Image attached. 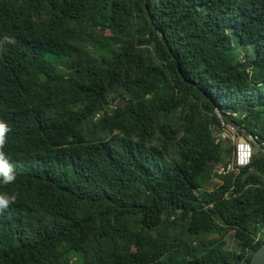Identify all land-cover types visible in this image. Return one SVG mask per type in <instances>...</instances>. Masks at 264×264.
<instances>
[{"label": "trees", "instance_id": "1", "mask_svg": "<svg viewBox=\"0 0 264 264\" xmlns=\"http://www.w3.org/2000/svg\"><path fill=\"white\" fill-rule=\"evenodd\" d=\"M217 114L264 151V0H0V152L35 167L0 264H249L264 157L219 175Z\"/></svg>", "mask_w": 264, "mask_h": 264}, {"label": "built area", "instance_id": "2", "mask_svg": "<svg viewBox=\"0 0 264 264\" xmlns=\"http://www.w3.org/2000/svg\"><path fill=\"white\" fill-rule=\"evenodd\" d=\"M235 113H226V116L236 117ZM213 135L216 141H224L230 139L233 143L234 150L231 161L221 165L217 168L216 172L225 176L230 173H237L238 169L247 167L252 159V143L251 138H244L239 135L234 126L226 124L220 119V127L213 130ZM237 137L235 138V136Z\"/></svg>", "mask_w": 264, "mask_h": 264}, {"label": "clouds", "instance_id": "3", "mask_svg": "<svg viewBox=\"0 0 264 264\" xmlns=\"http://www.w3.org/2000/svg\"><path fill=\"white\" fill-rule=\"evenodd\" d=\"M8 131L7 125L3 122H0V144H3L4 142V133ZM252 148H253V143H252ZM15 164H23L21 167H15V168H11V166L7 163V159L4 155L3 152H0V173L3 174V178L2 176L0 177L1 180H3L5 183H2V185L5 186L7 184H11L13 183L17 177L18 174H13L12 172H18V169H34L35 167H33V161L30 158H26L24 156H19L18 158H16L14 160ZM6 184V185H5ZM5 193H0V208L6 207L9 202H10V198L12 200H14V196H10V198L8 197H4Z\"/></svg>", "mask_w": 264, "mask_h": 264}, {"label": "rangeland", "instance_id": "4", "mask_svg": "<svg viewBox=\"0 0 264 264\" xmlns=\"http://www.w3.org/2000/svg\"><path fill=\"white\" fill-rule=\"evenodd\" d=\"M216 113H218V111L216 110ZM222 116V115H221ZM221 116H218V117H221ZM222 121H224L226 124H229V125H232V126H234V128H236V131L238 132V134L239 135H241V133H239V130H241L237 125H235L234 123H231V122H228L227 120H226V117H223L222 116ZM239 128V129H237V127ZM237 137V135L235 136V138ZM219 142H221V141H219ZM222 142H228L230 145H233V143L231 142V140L230 139H226V140H224V141H222ZM226 146H228V145H226ZM255 154V149L254 148H252V156ZM219 184V181L215 178V177H213V176H211L210 178H209V180L208 181H206L203 185H202V188L203 189H201V190H208V191H211V190H213V188L215 187V186H217ZM230 235H232V232L231 231H229L228 233H227V235L225 236L226 238H225V241H226V243H227V246H228V248L229 247H231L232 246V244H233V242H232V239L230 238Z\"/></svg>", "mask_w": 264, "mask_h": 264}, {"label": "water", "instance_id": "5", "mask_svg": "<svg viewBox=\"0 0 264 264\" xmlns=\"http://www.w3.org/2000/svg\"><path fill=\"white\" fill-rule=\"evenodd\" d=\"M228 122H230V121H228ZM237 129H238V127H237ZM240 133L244 138H251L252 139V137L249 136L248 134H246L244 131L240 130ZM253 145L255 147H258V150L262 153V155L264 157V151L259 146H257V144L254 140H253ZM249 264H264V243H262L259 246V248L253 253Z\"/></svg>", "mask_w": 264, "mask_h": 264}, {"label": "bare ground", "instance_id": "6", "mask_svg": "<svg viewBox=\"0 0 264 264\" xmlns=\"http://www.w3.org/2000/svg\"><path fill=\"white\" fill-rule=\"evenodd\" d=\"M217 116H221L220 114H217ZM223 117H226V116H223ZM219 119H221L222 118V116L221 117H218ZM226 120H228L227 118H226ZM232 123V122H231ZM239 129V128H238ZM240 131V130H239ZM242 131V130H241ZM216 143H220L219 141H216Z\"/></svg>", "mask_w": 264, "mask_h": 264}]
</instances>
